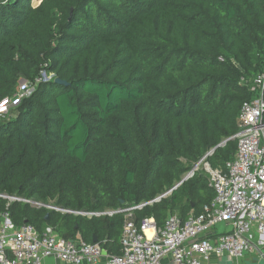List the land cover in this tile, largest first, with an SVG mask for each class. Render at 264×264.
<instances>
[{
    "label": "trees",
    "instance_id": "obj_1",
    "mask_svg": "<svg viewBox=\"0 0 264 264\" xmlns=\"http://www.w3.org/2000/svg\"><path fill=\"white\" fill-rule=\"evenodd\" d=\"M263 72L264 0H0V102L32 89L0 120V192L105 211L153 200L212 150L224 169ZM214 197L200 170L134 215L161 227ZM11 211L121 253L123 213Z\"/></svg>",
    "mask_w": 264,
    "mask_h": 264
},
{
    "label": "built area",
    "instance_id": "obj_2",
    "mask_svg": "<svg viewBox=\"0 0 264 264\" xmlns=\"http://www.w3.org/2000/svg\"><path fill=\"white\" fill-rule=\"evenodd\" d=\"M32 1L37 5L41 0ZM53 77L54 74L50 78ZM251 90L255 97L242 104L239 128L231 137L237 139L234 158L224 169H214L206 161L212 150L183 177L187 180L202 168L208 173L215 197L200 213L191 212L186 219L171 214L161 227L153 217L136 220L134 210L167 197L182 181L151 201L105 211L72 209L53 201L0 192V199L5 201L0 208V264H43L46 257H55L65 264H93L103 256H107L108 264H204L212 256L241 259L264 246V72L254 78ZM27 91L20 93L19 98ZM19 98L0 102V120L8 106ZM16 202L88 218L123 213L121 253L107 254L101 242L89 243L81 237L66 239L49 225L42 231L31 223L18 225L11 211ZM222 223L230 229L208 235Z\"/></svg>",
    "mask_w": 264,
    "mask_h": 264
},
{
    "label": "crops",
    "instance_id": "obj_3",
    "mask_svg": "<svg viewBox=\"0 0 264 264\" xmlns=\"http://www.w3.org/2000/svg\"><path fill=\"white\" fill-rule=\"evenodd\" d=\"M217 226L218 227L222 226L221 227L222 229L229 228L228 224H224V223L218 224L214 226L211 231L208 232L209 236L212 237L220 233L218 228H216ZM106 253L114 254V253L109 252L107 249H106ZM43 264H65V262L55 257H46L43 260ZM93 264H108L107 256H103L102 258H100L99 261ZM204 264H264V246H261L260 248H255L253 251H251L244 258H241V259L233 258L229 255L212 256L209 262H206Z\"/></svg>",
    "mask_w": 264,
    "mask_h": 264
},
{
    "label": "rangeland",
    "instance_id": "obj_4",
    "mask_svg": "<svg viewBox=\"0 0 264 264\" xmlns=\"http://www.w3.org/2000/svg\"><path fill=\"white\" fill-rule=\"evenodd\" d=\"M54 74V73H53ZM51 75H52V73H49V74H47L46 72H43L42 73V78H43V80H45V79H48V78H50L51 77ZM22 85H24V82L22 81L21 82V87H23ZM28 91H27V93L26 94H30L32 91H31V88H29V89H27ZM21 93H23L22 91H21ZM22 96V95H21ZM8 109H9V106H8ZM201 171L202 170H204L203 168L202 169H200ZM200 170L199 171H197V172H200ZM205 171V170H204ZM187 173V172H186ZM185 173V174H186ZM185 174L183 175V177L185 176ZM170 195V194H169ZM168 196V195H167ZM35 200H37V199H35ZM39 201V200H38ZM49 201H53V202H55L54 200H49ZM43 202V201H42ZM30 206H32V207H36V206H33V205H31L30 204ZM38 208H41V207H38ZM222 227V226H221ZM221 227H216V228H218V230H219V232H222V231H225V230H229L230 229V227L229 228H226V229H222Z\"/></svg>",
    "mask_w": 264,
    "mask_h": 264
},
{
    "label": "water",
    "instance_id": "obj_5",
    "mask_svg": "<svg viewBox=\"0 0 264 264\" xmlns=\"http://www.w3.org/2000/svg\"><path fill=\"white\" fill-rule=\"evenodd\" d=\"M55 81L59 84H63V85H69V83L61 78H56ZM226 143V141H223L220 145H224ZM184 180H186V178H183L181 181L183 182ZM49 216V213L47 214V217ZM97 241V237H94V242Z\"/></svg>",
    "mask_w": 264,
    "mask_h": 264
},
{
    "label": "bare ground",
    "instance_id": "obj_6",
    "mask_svg": "<svg viewBox=\"0 0 264 264\" xmlns=\"http://www.w3.org/2000/svg\"><path fill=\"white\" fill-rule=\"evenodd\" d=\"M151 232V229H148V233H150Z\"/></svg>",
    "mask_w": 264,
    "mask_h": 264
}]
</instances>
